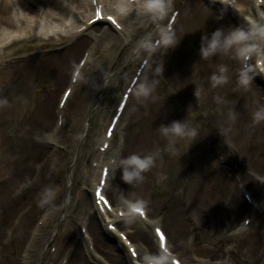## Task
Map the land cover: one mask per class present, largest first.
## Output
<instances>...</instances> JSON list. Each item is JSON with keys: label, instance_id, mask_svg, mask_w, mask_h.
Masks as SVG:
<instances>
[{"label": "bare ground", "instance_id": "bare-ground-1", "mask_svg": "<svg viewBox=\"0 0 264 264\" xmlns=\"http://www.w3.org/2000/svg\"><path fill=\"white\" fill-rule=\"evenodd\" d=\"M220 1L234 3L237 15L213 0H172L171 10H179L172 28L177 45L165 49L159 44L150 52L141 42L150 37L154 44L159 39L157 24L168 26L171 14L154 22L133 11L126 18L116 17L122 26L117 29L106 20L89 24L95 16L94 0H0V264H131L120 241L105 239L109 231L104 229V222L106 227L115 222L118 235L121 231L129 235L139 253L137 264H141L145 250H161L155 227L162 224L166 247L184 264H196L193 253L204 257L197 264H264V122L254 123L252 117L253 111L264 105V90L255 82L247 90L239 85L234 89L237 94L231 96L234 101L228 114L212 118L213 108L229 100V84L233 79L238 81L242 64L234 50L207 59L200 56L203 35L221 27L227 30L239 22L246 25L248 17L264 23V0ZM114 2L98 0L97 4H103L105 14L115 15L111 7ZM20 9L36 14V18L22 19ZM43 17L47 21L68 17L72 25L50 29ZM140 32L144 35L137 40ZM125 51L127 60L134 63V75L143 59H149L144 69L150 76H141L134 88L155 80V90L148 98H139L137 109L130 114L129 124L136 127L134 139L112 151L114 133L103 151L100 147L108 140V124H104V132L96 141H102L99 148L90 150L94 163L85 166L75 179L72 155L81 131L87 127L82 102L87 97L88 103L91 96L99 100L98 90L125 58ZM161 62L168 63L163 67ZM222 65L227 67V80L213 86L210 77ZM87 72L90 84L71 111L69 104ZM134 75L124 83L129 86ZM63 83L73 90L61 108L67 88L60 93L59 103L55 100ZM45 85L48 90L41 91ZM161 87L175 96L176 104H169L171 98L161 95ZM145 106L155 111L144 128L138 110ZM194 111L204 114L200 120L204 127L182 148L188 151L187 160L168 165L155 156L154 165L143 173L142 180L133 183L134 190L124 200L117 196L122 170L109 167L104 194L113 210L102 212L94 194L103 166L113 156L154 154L166 142L159 126L184 120ZM240 160L248 172L235 180L225 167ZM220 164L214 180L204 176ZM80 177L84 186L74 196L73 186ZM47 188H55L56 196L42 205ZM242 188L252 193V204L243 196ZM125 200L148 202L143 207L146 217L130 212ZM161 213L163 217H159ZM243 214L251 219L250 225L233 231ZM81 226L86 227L87 234Z\"/></svg>", "mask_w": 264, "mask_h": 264}, {"label": "clouds", "instance_id": "clouds-1", "mask_svg": "<svg viewBox=\"0 0 264 264\" xmlns=\"http://www.w3.org/2000/svg\"><path fill=\"white\" fill-rule=\"evenodd\" d=\"M112 9L117 18H126L133 11L138 15H146L152 21L159 22L164 20L172 7V0H115L112 4ZM46 14V11H45ZM19 16L22 19H35L36 14L26 12L23 9L19 10ZM264 17V14H262ZM249 26L247 28L240 26H230L227 30L224 27L217 28L210 35L202 36L200 56L207 59L210 56L217 54H227L235 51V58L241 61L242 67L239 70L238 83L247 90L257 75L264 73V24L258 23L253 17H248ZM66 26H71L72 21L69 19L65 21ZM159 33V44L165 49L174 48L177 43L175 35L170 26L157 24ZM141 46L146 50L155 51L157 45L152 43L151 38L145 39L141 42ZM255 56L257 58L256 64L249 63V59ZM157 71H161L157 69ZM164 72V69H163ZM226 66H220L217 73H213L210 81L213 86L220 85L227 80L225 73ZM157 81H145L136 89L137 98H148L155 90ZM198 98V91L195 92ZM253 122H264V105L257 107L253 113ZM161 136L168 139L170 145H174L177 140L187 139L195 140L197 130L190 127L184 120H173L168 124H161L159 126ZM155 163V155L147 154L141 155L133 153L126 157L113 156L108 161V167L113 168L116 172L122 170V179L128 183L133 184L143 179V173L148 171ZM264 182V181H261ZM56 196L55 188H47L43 193L41 204L51 202ZM124 203L129 208L130 212H136L137 209L143 207V202L131 203L127 200ZM174 259L173 255L167 248H162L158 253L145 250L142 256L141 264H171Z\"/></svg>", "mask_w": 264, "mask_h": 264}, {"label": "rangeland", "instance_id": "rangeland-1", "mask_svg": "<svg viewBox=\"0 0 264 264\" xmlns=\"http://www.w3.org/2000/svg\"><path fill=\"white\" fill-rule=\"evenodd\" d=\"M213 1L221 3V6L223 8L228 9V6L226 5V3L224 1H220V0H217V1L213 0ZM214 8L216 9L217 6H215ZM228 11L231 14H235V16L237 15L236 10H234V9H232L231 11L230 10H228ZM168 16H169V14H168ZM168 16L166 17V19L168 18ZM70 17H71V15H70ZM42 19L44 21L48 20L47 18H44V17ZM67 20H68V17H65L62 21H60V20L59 21L49 20L47 22L50 25V29H51L52 27L57 28V27L64 26L65 21H67ZM62 22H64V23H62ZM82 22L83 21H81L80 23H82ZM61 24H63V25H61ZM262 24H264V23H262ZM238 26L247 28L249 26V23H247L245 25V24L239 22ZM143 32H140L141 34L139 35L137 40H139V38H141L144 35ZM37 34H38V32H37ZM129 46H131V44ZM128 56L129 55L126 53V51L123 52L122 57H125V58L123 60L121 59V63L119 62L120 65L118 64V67H116L110 71V75H108V77L106 78L107 81L105 82V86H103V88H100L98 90L97 96L99 97V100L97 101V100H95V97L91 96L89 98L88 103H87V100H88L87 97L84 98V99H86L84 101V103L82 102V108H85L87 111L86 116H85L84 121H83L84 124H87V127L83 131H81L82 133L80 134V138L78 140L77 147H76V149L72 155V159H74L72 166H73V169L75 168L74 172L76 173L75 175H73V178L75 177V179L78 178L80 171L82 170V167L90 166L92 161H91V156H90L89 152H90V150L93 149V145H96V146H94V149L97 150L98 146H97V142H95V141L99 136L98 134L103 132L104 120L105 121L107 120V118L109 116L108 113L116 105V100H117L118 94L120 92V88L125 84L124 83L125 79L129 76L130 72L133 70L132 67H133L134 63L129 62L127 60ZM256 59L257 58L255 57L254 60H256ZM254 60H253V62H254ZM167 63L168 62H165V63L161 62L160 66H162L163 64L165 65ZM127 64H128V66H126ZM254 64H255V62H254ZM164 65H163V67H165ZM145 76L149 77L150 74L146 73ZM90 77H91V75L88 74V72L84 75L83 80L81 81V84H80L79 92H77V94H75V96L73 97V101L69 104V110L72 111V109H74L76 107V104H77L78 100L80 99L79 97H80V94L82 93V90L84 91V89L88 88V86L90 84ZM121 79H123V80H121ZM233 80L235 81V84H234V81L232 83H230L229 84L230 89L227 90V93L229 94V100L225 103V105H223L221 107L219 106L217 108H213V110L210 112V115L212 116V118L213 117L226 116L228 114V112L231 110V108H230V106L232 107L231 102L234 101L233 97L235 94H237V92L234 91V89H237L239 87L238 81L236 79H233ZM66 86L67 85H65L64 83L59 85L58 97L55 100L56 103L59 102V95L66 88ZM46 90H48V85H45L44 87L41 88V91H46ZM233 91H234V93H233ZM161 95H164L166 98L167 97L171 98V101L169 102V104H176L177 103L176 102L177 99L175 98V96L172 98L170 96V91H169V93H167V91H166V89H164V87H161ZM231 96H233V97H231ZM137 100H138V98H137L136 93H135L134 96L131 98L129 105L126 108V111L124 113L123 123H122L121 127L119 128L118 133L116 134L115 145L123 143L124 141L127 143H130V140L134 139L133 134L136 132L135 131L136 127H135V124L130 125L129 123H131V120H132V119H130V114L137 109ZM154 111H155L154 107L150 108V106H145V107H143V110H140V111L138 110V112H140V114L143 115V116H141V118L143 121L142 126L144 128L146 126H148L150 121L152 120V118H153L152 115L154 114ZM206 113L208 114V110L206 111ZM203 115H204L203 113H202V115L200 114V111H194V112L188 113L187 116H185L186 117L185 122L190 127L196 128L197 133H198L197 136L200 135V132L204 127L203 125L200 124V120L203 119ZM81 124H82V122H81ZM95 136H97V138ZM94 137L96 139H94ZM162 137L163 136H161V138ZM188 141H190V140L181 139V140H177V142L174 145H170L168 139H166V142L165 143L162 142V144H160V147L157 148V150H155L153 153L155 156L158 155L160 158H162L163 161L168 162L167 163L168 165H174L177 162H180L181 159L187 160L186 155H187L188 151H183L182 148L186 144H188L187 143ZM68 149H71V147H68ZM211 155L213 156L214 154H211ZM242 164H243V161L240 160V161H236L232 167H225V168H227V173H229V175L232 178L234 177V179L236 180V178L244 175L245 172H248L244 169ZM219 166L221 168V164H220V165L212 168V170H210V171L208 169V171H206V173H204V176L208 177V179H210V180H214L216 177L217 171H218V173L220 172ZM81 181H82V178L80 177L78 180V184H75L73 186L72 195H74L73 192L75 190L80 191L81 186H82ZM115 182H116V180H115ZM119 183H120L119 187H117V194H119L118 196H120L122 194L123 196L129 197V193L134 190V187H133L134 185L133 184L130 185V184L126 183L122 178H121V181ZM158 188H160V185H158ZM156 190H158V189H156ZM251 195H252V193H251ZM155 196L158 199L160 197V196H157V194H155ZM138 202H141V201H138ZM142 202H143V206L148 205V202H146V201H142ZM159 216L163 217V213H161V215L159 214ZM246 217H247V214H243V216L240 217L239 223H238L237 227L236 226L234 227V230H236L238 227H240V225H242V223ZM226 222H228V221H226ZM110 237L113 238L115 241H118V242L120 241L118 236L114 233H111ZM123 245L124 244L121 242L122 248H123ZM54 248L55 247H52V249H53L52 251L55 250ZM128 256H129V254H128ZM192 256H194V259L196 260L195 261L196 264L199 262V260L203 261V259H204V257L202 255H196L193 253ZM129 258H130V256H129Z\"/></svg>", "mask_w": 264, "mask_h": 264}, {"label": "snow or ice", "instance_id": "snow-or-ice-1", "mask_svg": "<svg viewBox=\"0 0 264 264\" xmlns=\"http://www.w3.org/2000/svg\"><path fill=\"white\" fill-rule=\"evenodd\" d=\"M109 19L113 20L114 23L116 22L114 17H109ZM70 94H71V90L69 89L68 95H70ZM107 174H108V169H105L104 170L105 177L107 176ZM104 183H106V180L101 182V186L97 190L96 195L98 196L99 201L103 202L105 205H108L109 208H110L111 207V203L107 199V197L104 195V192H103V185H104ZM136 212L139 213V214H141V215H146V213L143 212V209H137ZM156 233L159 235L160 240L166 244V236H165V233L160 228H157L156 229ZM133 254L134 255L136 254L135 249H133ZM176 264H179V261H177Z\"/></svg>", "mask_w": 264, "mask_h": 264}]
</instances>
